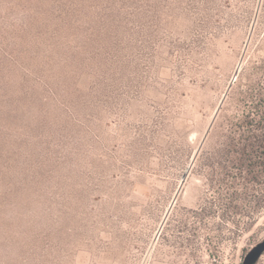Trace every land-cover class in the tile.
I'll return each instance as SVG.
<instances>
[{"label":"rangeland","instance_id":"374dc122","mask_svg":"<svg viewBox=\"0 0 264 264\" xmlns=\"http://www.w3.org/2000/svg\"><path fill=\"white\" fill-rule=\"evenodd\" d=\"M247 116L264 0H0V264H264Z\"/></svg>","mask_w":264,"mask_h":264},{"label":"trees","instance_id":"16d2710c","mask_svg":"<svg viewBox=\"0 0 264 264\" xmlns=\"http://www.w3.org/2000/svg\"><path fill=\"white\" fill-rule=\"evenodd\" d=\"M248 119L244 120L241 123H237L236 127L237 130L241 131H247V136H245V134H243V138L242 140H238L236 142L235 138H232V140H230V143L227 146V149L229 150V157L230 160H233L234 163L235 159L237 158H233L232 157V152L238 153L239 154V159L238 161L240 162L241 165L242 161L244 163H246L250 158H251V153L250 150L248 149V147H250L252 144V151L253 154L255 155V163L251 164L253 165L254 168V172H255V177L258 179V182L264 177V134H258V130L257 128L255 129V126L258 125L257 127H261L264 122H257L256 118L252 117V116H247ZM244 140H246L249 144H243L244 149L240 150V146L239 144H241ZM251 163V162H250ZM249 165V164H248Z\"/></svg>","mask_w":264,"mask_h":264}]
</instances>
